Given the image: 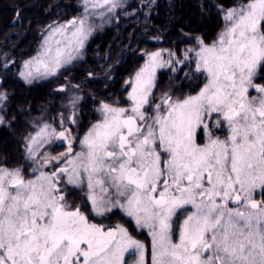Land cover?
I'll return each mask as SVG.
<instances>
[{
  "label": "snow or ice",
  "instance_id": "snow-or-ice-1",
  "mask_svg": "<svg viewBox=\"0 0 264 264\" xmlns=\"http://www.w3.org/2000/svg\"><path fill=\"white\" fill-rule=\"evenodd\" d=\"M89 4L108 13L122 6L85 0L86 12ZM221 12L225 26L212 43L197 37L198 47L186 50L207 80L196 95L173 99L165 92L152 106L157 69L176 71L174 53L165 61L163 51L152 52L125 82L130 107L101 103L102 118L80 141L81 151L74 153L66 130L44 125L27 138L34 178L0 166V264H145L144 244L123 224L90 222L69 203L65 183L81 190L86 183L94 216L118 209L147 229L151 264H264V200L255 199L264 196V0ZM86 21L52 29L21 77L31 83L55 76L75 59L91 33ZM6 99L0 92V104ZM213 129H226V137ZM49 137L66 141L67 151L37 160L34 146ZM53 160L63 166L43 171Z\"/></svg>",
  "mask_w": 264,
  "mask_h": 264
},
{
  "label": "trees",
  "instance_id": "trees-1",
  "mask_svg": "<svg viewBox=\"0 0 264 264\" xmlns=\"http://www.w3.org/2000/svg\"><path fill=\"white\" fill-rule=\"evenodd\" d=\"M242 0H122L121 7L100 16L98 11H85L84 0H0V92L7 99L0 105V166L28 169L25 145L33 131L29 123L40 114L57 85L71 81L84 84L95 92L94 102L80 109L87 127L101 116V103L127 105L128 87L124 81L138 70L143 62L141 53L161 47L180 51L192 45L191 37H201L212 43L225 26L221 9L227 10ZM148 5H151L150 7ZM91 17V34L78 59L63 66L55 76L34 79L31 83L20 77L22 63L36 54L46 30L52 26ZM158 38L159 43L150 41ZM112 67L113 78L108 85L90 82L89 73L99 67ZM167 71H160L156 92L174 85L168 82ZM86 81V82H85ZM188 82H195L189 85ZM200 78L194 73L190 81L176 92L195 91ZM57 108H55L56 111ZM89 115L91 121H88ZM51 117V116H50ZM50 122L51 119H46ZM28 176V172L25 171Z\"/></svg>",
  "mask_w": 264,
  "mask_h": 264
},
{
  "label": "rangeland",
  "instance_id": "rangeland-1",
  "mask_svg": "<svg viewBox=\"0 0 264 264\" xmlns=\"http://www.w3.org/2000/svg\"><path fill=\"white\" fill-rule=\"evenodd\" d=\"M84 2H85V0H84ZM106 7L107 6H105V8L92 9L90 4L88 6L90 11H98L99 12L98 14L100 16H103L106 13ZM101 13H104V14L101 15ZM86 17H87L86 23L91 28V21H90L91 17H89L88 15ZM79 20L80 19L75 20V21H77V24H78ZM70 22L66 23V24L55 25V26H52L46 30V33L43 36L42 41L38 47V51L36 52V54L28 57L22 63L20 73L26 71V69L24 68L25 62L32 60L41 51L43 44H44V41L48 37V35L51 33L52 29L57 28V27L67 26L70 24ZM91 31H92V29H91ZM197 37L198 36L191 37L193 44L192 45H186L185 44V45L181 46L180 51H177V50L174 51L173 49H170V48L161 47V48H157V49H153V50H146V51H143L141 53L140 56L143 57V62H142V65L140 68H142L144 66L145 62L148 59V54H150L152 52L163 51V53H164L163 59L165 61L170 59L168 53H174L175 54L174 57H172V60H173V66L176 68V71H173L172 67L166 66L164 68H158L157 72H156V85H157V79H158V75H159L160 71H167L166 74L168 77V82L172 83L174 86L167 88L163 92H156V87H155L153 89V96L150 98L152 106H154L157 102H159L160 97L165 92H167L169 95H172L173 99H183L189 95H196L200 91V89L204 86V84L207 83L205 76H203L200 73L195 72V55H194V52L187 53L189 59H185V54H186L187 49H195L198 47V45L196 43ZM89 38H90V35L88 36V38L86 39L85 42H87L89 40ZM150 41H153L155 43H159L160 39L153 38V39H150ZM85 42H84L83 48L80 50V52L78 54H76V58L73 60L78 59V56L80 55V53H82V51L84 49V46L86 44ZM175 61H182V63L176 64ZM67 64H69V63H67ZM67 64H65V65H67ZM61 68H63V67H61ZM140 68L138 70H136L133 74L128 76L126 78V80L124 81V86L128 87V93L131 91V87L129 84H126L125 82L132 80L135 77V74L140 70ZM91 71H94V72L89 73L87 80H89L90 82L96 81V83H101L102 86L108 85V83H109L108 81L111 78H113L112 77L113 76L112 67L107 68L103 65H101V66L99 65V67L97 69L91 70ZM194 73L197 74V78H200L201 82L198 83V84H200V85H198L199 87L197 89H195V91L188 93V94H186L185 92H176L175 88L184 86V83H182V81H185V80L191 81L193 79ZM20 77H21V75H20ZM48 77H50V76H48ZM109 77H110V79L107 81V79ZM22 79H24V78H22ZM259 82L264 83V81H259ZM188 83H189V85L195 84V82H188ZM61 89H63V90L61 91ZM51 93H53L52 96L55 94L54 98H51V100L49 99L46 102V105L40 109V114L36 118H34L30 121L29 126L33 127L32 128L33 131H31L28 134L27 138L35 135L39 131V129L41 127H43L44 125H48L49 126V132H51L53 129H55V131H57V132L62 131V130H66L68 133H70L71 139L73 141L74 153L79 152V151H81L80 141L87 134L89 129L94 124L99 122V120L102 118V117L100 119L97 118L95 121L90 122L87 127L83 128L85 125L84 124L85 120H83L81 115H80V109L86 104L90 105V103L88 101L89 99L91 100V102L95 101V99H94L95 98L94 97L95 92L90 90L89 87L87 89L84 84H74L71 81H66V82L60 84L59 86L56 85L51 90L50 94ZM128 93L126 95V101L128 102V104L126 106L123 105V106H118V107H124V108L130 107V101L128 100ZM251 94L256 95L254 90L251 92ZM87 98H89V99H87ZM73 101H75L74 104H73ZM55 108H57V110L53 111V110H55ZM149 112L151 114V109H149ZM97 113L99 114V116H101V114L98 110H97ZM46 119H51V121L48 122V121H46ZM73 119L75 120L74 123L72 122ZM88 121H91L90 115H89ZM213 131L215 132V134L217 136H220L221 139L225 138L227 135L226 129H224V130L213 129ZM27 138H26V144H27ZM198 142L199 143L204 142V137L202 135L200 136ZM34 147H35V151L37 153V160L42 161L44 156H48L49 158L59 157V156H61V154L65 153L67 151V142L64 140H58V139H55L53 137H49L48 142L38 143ZM24 151H25V153H24L25 159H29L27 156L26 145H25ZM162 156H166V154H162ZM29 161H30V163H29L28 169H26V170L24 169L26 172H28V176L26 175V178H34L32 173L38 167V165H37V163H35L31 159H29ZM60 166H63V161H61L59 164H57V162L55 160H53V161H51V163L48 164L47 167L43 168V171L51 173L52 171L56 170ZM6 167H8V166H6ZM9 168H16V167H9ZM63 187H65L69 193H70V190H71V192L83 191L85 193L86 198H87L86 183L83 187V190H81L80 188H77V189L73 188L71 185H67L66 183L63 184ZM255 199L264 200V196H261L258 192L255 196ZM68 200L70 203V195L68 196ZM114 212H115V214H117V213L121 214V212L118 209L114 210ZM109 216L115 217L112 213H109L108 217ZM182 219H183V217H181V220ZM138 230H139V241L141 243H143L145 246V264H151V252H152L151 237L148 234L147 229H139L138 228ZM142 231H144V232H142ZM178 233H179V223L176 224L175 229H174V240L178 239ZM134 259H135V257H134Z\"/></svg>",
  "mask_w": 264,
  "mask_h": 264
},
{
  "label": "flooded vegetation",
  "instance_id": "flooded-vegetation-1",
  "mask_svg": "<svg viewBox=\"0 0 264 264\" xmlns=\"http://www.w3.org/2000/svg\"><path fill=\"white\" fill-rule=\"evenodd\" d=\"M70 204L73 206H79L81 207L82 210H85L86 215L89 216L90 222L92 223H100L105 227H109V226L114 227L118 223L123 224L126 228L129 229L130 235H132L134 239L139 240V230L136 227L134 221H131L130 218L124 216L122 212L121 214H118V213L113 214L115 217H112V216L96 217L94 216L91 212V207L88 204L87 198L83 191L71 192L70 190ZM132 259L134 260V256L132 257ZM129 264H132V262L129 261Z\"/></svg>",
  "mask_w": 264,
  "mask_h": 264
}]
</instances>
